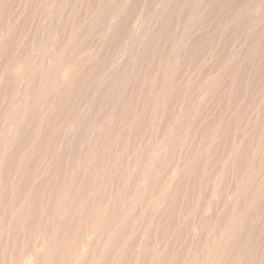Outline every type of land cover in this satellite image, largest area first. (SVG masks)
<instances>
[{"label": "rangeland", "instance_id": "1", "mask_svg": "<svg viewBox=\"0 0 264 264\" xmlns=\"http://www.w3.org/2000/svg\"><path fill=\"white\" fill-rule=\"evenodd\" d=\"M263 219L264 0H0V264H264Z\"/></svg>", "mask_w": 264, "mask_h": 264}, {"label": "bare ground", "instance_id": "2", "mask_svg": "<svg viewBox=\"0 0 264 264\" xmlns=\"http://www.w3.org/2000/svg\"><path fill=\"white\" fill-rule=\"evenodd\" d=\"M38 13V12H37ZM7 59V58H6ZM15 71V70H14ZM119 73V72H118ZM67 75V72L65 71V74L64 75H62V79H63V77H65ZM16 79V78H15ZM111 97V96H110ZM72 101V100H71ZM54 103V102H53ZM96 114V113H95ZM98 143V142H97ZM249 154V153H248ZM180 155V154H179ZM221 160V159H220ZM260 160V159H259ZM233 167V166H232ZM257 167V166H256ZM234 168V167H233ZM198 172V171H197ZM237 174H238V172H237ZM233 175V174H232ZM255 180V179H254ZM230 184V183H229ZM230 186V185H229ZM262 192V191H261ZM257 198V197H256ZM242 203V202H241ZM258 205V204H257ZM240 208V207H239ZM264 220V219H263ZM264 222V221H263ZM258 223V222H257ZM257 227V226H256ZM262 228V227H261ZM264 229V228H263ZM45 230V229H44ZM255 231V230H254ZM259 231V230H258ZM264 233V232H263ZM254 235V234H253ZM252 235V236H253ZM263 235V234H262ZM255 236V235H254ZM254 236H253V238H254ZM236 237V236H235ZM239 237V236H238ZM236 239V238H235ZM239 240H240V238H239ZM252 242V241H251ZM232 244H234V243H232ZM233 254V253H232ZM221 259V258H220ZM228 261V260H227ZM229 262V261H228ZM227 263V262H226ZM230 263V262H229Z\"/></svg>", "mask_w": 264, "mask_h": 264}]
</instances>
